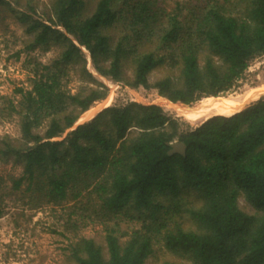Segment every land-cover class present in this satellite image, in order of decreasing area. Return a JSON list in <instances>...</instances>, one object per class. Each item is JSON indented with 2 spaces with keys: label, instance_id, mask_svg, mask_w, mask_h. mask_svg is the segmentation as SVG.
I'll list each match as a JSON object with an SVG mask.
<instances>
[{
  "label": "trees",
  "instance_id": "obj_1",
  "mask_svg": "<svg viewBox=\"0 0 264 264\" xmlns=\"http://www.w3.org/2000/svg\"><path fill=\"white\" fill-rule=\"evenodd\" d=\"M226 1L179 5L169 14L157 0H98L91 13L85 0H55L42 20L30 4L26 12L0 0L32 37L27 51L61 49L50 64H34L30 88L16 90L21 99L10 104L22 143L7 138L0 160L24 166L17 189L28 184L46 206L76 201L71 209L80 218L105 226V246L73 243L71 264H146L159 245L188 264H264V98L188 131L161 107L130 102L63 139L108 94L85 51L100 77L154 89L173 104L193 106L234 90L264 57V0H237L231 11ZM159 69L168 75L151 84ZM71 71L92 87L73 94ZM175 143L186 145L185 156L170 155ZM85 193L97 204L80 208ZM241 199L255 214L241 209ZM117 217L141 228L127 234L106 225Z\"/></svg>",
  "mask_w": 264,
  "mask_h": 264
},
{
  "label": "rangeland",
  "instance_id": "obj_2",
  "mask_svg": "<svg viewBox=\"0 0 264 264\" xmlns=\"http://www.w3.org/2000/svg\"><path fill=\"white\" fill-rule=\"evenodd\" d=\"M88 4L87 13H91L98 0H85ZM158 5L170 14L180 5L181 8L201 5L206 3H217L224 5L226 0H157ZM55 0H11L12 5L19 11H26L29 4L36 10V18L47 20L52 15V5ZM237 0H230L226 4L227 10H234ZM240 7V6H239ZM241 9V7H240ZM32 42V37L26 34L25 26L17 21L12 13L4 7H0V150L4 147V141L9 138L18 146L21 142V128L19 117L11 111L10 101L17 104L20 96L16 94L18 88H30L29 80L33 78L34 64H50L61 53L60 48H52L49 51L37 49L29 52L27 47ZM88 59V70L91 71L98 82L108 88L106 99L95 103L88 112L83 114L77 123L82 125L94 120L105 109L113 106H124L135 102L144 106H153L158 103L168 116L178 120L183 129L194 130L202 126L213 117L209 116L199 122L193 123L181 117L177 110H172L163 104V98L154 89H132L124 83H116L109 79L100 77L94 70L91 59L85 51ZM167 70V69H166ZM126 77L132 79V70L126 67ZM168 74L164 69L155 71L150 78L151 84L166 77ZM69 88L73 94H77L92 87L89 83L82 81L78 72L71 71L69 75ZM264 87V57L254 61L243 79L231 92L214 98L219 101H228L244 96L253 90ZM111 98V103L108 102ZM264 98L252 101L243 110ZM169 101V100H167ZM204 99L193 106L173 104L189 109H196L205 103ZM242 111V112H243ZM238 114V113H237ZM90 115V116H89ZM86 117V119H84ZM83 120V122H82ZM76 125V126H77ZM41 130L40 132H42ZM72 132L69 130L63 137ZM137 135V131L130 132L129 137ZM63 139H59L63 140ZM24 174V166L10 158L8 161L0 160V264H71L70 246L81 239L94 240L97 244L105 246L106 233L102 222L93 218H80L81 211L71 209L74 201L67 202L61 207H52L42 204V201L27 191L28 184H22L18 189L15 182L20 180ZM93 198H91L92 200ZM195 205H201L200 200L192 199ZM93 201V202H92ZM90 201L85 193L78 202L80 208ZM79 203V204H80ZM241 209L249 214L255 211L245 203L243 199L239 202ZM79 208V209H80ZM74 212L73 215H71ZM84 214V213H83ZM90 215V213H88ZM107 226L119 229L122 233L130 234L141 228L137 221H129L122 217L112 219ZM185 228H194L193 225L185 223ZM128 238L121 239V243ZM70 260V261H69ZM188 264L181 258L172 255L161 245L155 247L154 253L148 258L146 264Z\"/></svg>",
  "mask_w": 264,
  "mask_h": 264
},
{
  "label": "bare ground",
  "instance_id": "obj_3",
  "mask_svg": "<svg viewBox=\"0 0 264 264\" xmlns=\"http://www.w3.org/2000/svg\"><path fill=\"white\" fill-rule=\"evenodd\" d=\"M263 96L264 87L257 90L255 89L244 96H239L226 102L219 101L214 98H209L205 103H203L196 109L180 107L178 105L171 104L165 99L162 100L163 104H166L169 108H172V110H177L181 117L190 122L196 123L212 115L231 118L237 113H241L252 101H257ZM107 102L109 106V104L111 103V98ZM84 119H86V117Z\"/></svg>",
  "mask_w": 264,
  "mask_h": 264
},
{
  "label": "water",
  "instance_id": "obj_4",
  "mask_svg": "<svg viewBox=\"0 0 264 264\" xmlns=\"http://www.w3.org/2000/svg\"><path fill=\"white\" fill-rule=\"evenodd\" d=\"M80 125H77L72 131L77 129V127ZM187 152V147L183 143H175L172 145V150L170 151V155H175V154H181L183 156L186 155Z\"/></svg>",
  "mask_w": 264,
  "mask_h": 264
},
{
  "label": "built area",
  "instance_id": "obj_5",
  "mask_svg": "<svg viewBox=\"0 0 264 264\" xmlns=\"http://www.w3.org/2000/svg\"><path fill=\"white\" fill-rule=\"evenodd\" d=\"M134 103H135V102H134ZM155 104L158 105V103H155ZM155 104H154V105H155Z\"/></svg>",
  "mask_w": 264,
  "mask_h": 264
}]
</instances>
